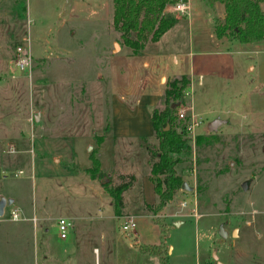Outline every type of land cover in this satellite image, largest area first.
<instances>
[{
    "label": "rangeland",
    "instance_id": "rangeland-1",
    "mask_svg": "<svg viewBox=\"0 0 264 264\" xmlns=\"http://www.w3.org/2000/svg\"><path fill=\"white\" fill-rule=\"evenodd\" d=\"M190 2L199 19V8L212 14L204 0ZM113 14L114 0H0V199L15 201L0 217V264H160L158 256L140 249L161 243L158 221L168 235L170 264H264V112L253 114L249 101V93L259 89V61L249 51L264 41L224 44L239 51L238 92L216 83L203 87L190 127L195 120L201 124L189 129L190 140L175 155L193 190L181 189L155 213L145 206L159 202L147 153V145L157 142L154 134L132 145L113 144L103 134L113 117L133 119L114 115L124 104L139 109L136 120L143 133L153 132V110L147 104L138 107V101L157 92L149 77L161 70L168 76L190 70L189 59H162L188 49V27L183 22L182 33H172L160 45L149 41L132 60L129 48L121 51ZM199 28L191 36L206 42L211 27L209 33L207 25ZM19 46L31 54L29 71L16 64ZM145 59L151 68L144 67ZM129 61L135 62L133 77ZM188 107L187 101L178 106L179 121L185 122ZM230 113L237 125L209 132L219 140L196 152L195 135L206 133L216 115ZM91 154L101 160V179L89 172ZM130 174L136 182L124 192L126 206L117 215L102 182L115 186L128 180L121 175ZM14 209L20 211L17 221ZM130 215L137 227L124 233L121 225ZM60 218L73 222L67 240L60 238Z\"/></svg>",
    "mask_w": 264,
    "mask_h": 264
},
{
    "label": "trees",
    "instance_id": "trees-1",
    "mask_svg": "<svg viewBox=\"0 0 264 264\" xmlns=\"http://www.w3.org/2000/svg\"><path fill=\"white\" fill-rule=\"evenodd\" d=\"M204 1L213 10H216V4L224 7V17H215V32L218 38L236 39L242 43L264 41V0ZM167 2L168 0H114L113 27L120 33L122 44L131 48L134 54H138L149 41H158L181 18L166 16ZM190 84L191 79L187 74L169 79L161 106L154 108L151 113L154 138L157 142L147 145V153L151 164L150 178L159 202L157 205L146 203L148 211L155 213L162 211L182 189L185 182L183 174L177 168L181 160L175 155L182 152L190 140L187 133L192 117L188 115L185 122L183 119L179 121L178 107L173 105L186 103ZM218 140L219 136L216 133L195 135L196 152L202 153L213 148ZM91 160L89 172L92 179H101V160L93 154ZM121 178L128 180L115 186H108L102 182V186L113 199L114 212L117 215H123L126 206L124 192L132 188L136 182L134 174L121 175ZM198 179V189L201 191L204 188L202 177ZM157 223L161 228V243L140 249L158 256L160 264H170L169 257L165 255L167 253L165 241L168 235L165 226L159 221Z\"/></svg>",
    "mask_w": 264,
    "mask_h": 264
},
{
    "label": "crops",
    "instance_id": "crops-1",
    "mask_svg": "<svg viewBox=\"0 0 264 264\" xmlns=\"http://www.w3.org/2000/svg\"><path fill=\"white\" fill-rule=\"evenodd\" d=\"M190 9L188 13L179 18V21L175 24L174 27H172L169 31H167L158 41H153L160 43L162 40L166 39L174 33L176 36H178L177 33H182L183 28L185 27L183 22H186L189 32V40H188V49L183 52H175L173 51V54H168L169 56H164L162 59L166 61L170 56H174L176 62L178 63L181 58L182 61L189 59L190 60V70L186 73H182V71H178L177 74H174L173 76H168L167 72L165 70H161V73L157 77H149L150 81L154 83L155 90L157 91L155 95L152 97L146 96L144 99L138 101V107H141L143 104L150 105L152 110L154 109V106L156 104L161 105V99L166 87L165 80L169 77H180L183 74H187L190 76L191 84L189 87V90L187 94L188 98L186 99L187 103L189 104V115L193 118H196L197 110L200 108L201 103V96L202 93H200L203 89V87L206 84H220L222 87H228L231 88L233 92H238V85H239V79H238V68H239V60L236 58V52H232L230 47L228 49H225L223 46L224 44L228 42L238 41L236 39H229V38H218L215 32V17L218 16L220 18H223L225 15L224 7L220 4H216V10H213L209 7V9L212 11V14L209 16L206 12H203L198 9L199 13L202 16V19H199V17L196 16V13H194L193 10V4L190 2ZM205 15V16H204ZM185 24V25H186ZM206 26L207 25V33L208 32V26L211 27L212 36L209 34L207 41L204 42V40L199 36H191V32L195 29L196 32L201 31L200 26ZM175 38V37H174ZM207 44V45H206ZM249 44V43H248ZM160 45V44H158ZM256 47L252 48L249 52H252V54H255V57L258 59V73H257V81H258V87L259 89L256 91H252L249 93V101L251 104L252 113H263L264 112V50L263 45H255ZM147 46H145L143 50H145ZM121 51L124 49H127L129 47L122 46ZM129 48V55L132 57H135L132 49ZM163 49V48H162ZM165 50V49H163ZM167 50V49H166ZM171 51V50H170ZM166 52V51H163ZM109 54H114L113 50ZM120 54V53H119ZM139 54V53H138ZM161 56V53L155 54V56ZM136 59L132 58V60ZM131 60V59H130ZM154 61V60H152ZM176 63V64H177ZM188 63V62H187ZM134 61H129V68L131 69V76H134ZM143 65L146 69L151 68V61L150 59H145L143 62ZM251 69H256V66H250ZM124 70V67L122 68ZM181 70V69H180ZM230 86V87H229ZM150 101V102H149ZM159 107V106H156ZM119 108V109H118ZM134 109V108H133ZM184 109V108H182ZM138 108H135L133 111L130 110L127 105L124 104V106L115 107V113L114 115H117V112L120 114L126 113L129 117L133 119L129 120H117L114 119L110 124H106L105 129L108 130L104 136H110V138H113V144H133V142H136V139L142 140V137H148L154 134V131L150 134H145L142 132L143 126L140 124L139 121L136 120V114L139 112ZM218 111L214 110L212 113H216ZM236 114L230 113V116L228 118H222L221 116L214 117L208 124H207V134L210 132V127L212 122L218 121L217 128L219 126H225V127H233L237 125V120L235 117ZM126 118V117H125ZM135 118V119H134ZM152 123V121H151ZM201 124V121H200ZM240 125V124H239ZM202 126V125H201ZM153 128V126H152ZM217 130V129H216ZM197 135V134H196ZM103 136V137H104ZM97 138V137H96ZM95 138V139H96ZM105 141V139H104ZM143 141V140H142ZM116 142V143H115ZM153 183V182H152ZM154 185V184H153ZM15 201H13L14 203ZM22 210V208H20ZM24 211V209H23ZM25 212V211H24ZM128 213V212H127ZM132 216V215H130ZM31 219V218H28ZM38 218H34V220H37ZM17 221V220H14ZM35 221V222H36ZM36 224V223H35ZM34 224L35 228L36 225ZM37 227H39L37 223ZM61 238V236H60ZM65 238L64 240H67ZM63 239V238H62ZM161 241L158 240V242Z\"/></svg>",
    "mask_w": 264,
    "mask_h": 264
},
{
    "label": "built area",
    "instance_id": "built-area-1",
    "mask_svg": "<svg viewBox=\"0 0 264 264\" xmlns=\"http://www.w3.org/2000/svg\"><path fill=\"white\" fill-rule=\"evenodd\" d=\"M190 9V3L189 0H168L167 5L165 7V14L167 12L171 13L175 17H183L185 16ZM16 64L19 66V68L23 71H29L31 69L32 65V58L31 54L28 51L26 46H19L16 50ZM183 113H185V109L182 110ZM195 119H193L194 121ZM199 123L196 120L194 121L193 125L191 127L189 126V129L193 131L194 126ZM183 206H186V202H183ZM12 219L13 220H19L20 219V211L18 209H14L12 211ZM59 231L61 238L65 239L67 238L69 232L73 228V222L72 220L68 218H60L58 221ZM137 227V222L132 216H128L125 218L123 224L121 225L122 231L124 233L133 232Z\"/></svg>",
    "mask_w": 264,
    "mask_h": 264
},
{
    "label": "water",
    "instance_id": "water-1",
    "mask_svg": "<svg viewBox=\"0 0 264 264\" xmlns=\"http://www.w3.org/2000/svg\"><path fill=\"white\" fill-rule=\"evenodd\" d=\"M117 46H119L118 43H116ZM180 105V103H177V104H174L173 107H178ZM36 120H38V117H36ZM219 122L218 121H214L212 122L211 124V127H210V132H213L214 130L217 129V124ZM243 188L246 189L247 188V184H244L243 185ZM183 190H186V191H192L193 190V187L189 186V184L187 182H184L183 183V187H182ZM13 203V199H7L5 197H2L0 199V217H3L4 214H5V208L8 204H12ZM220 233L226 237L227 236V232L222 228Z\"/></svg>",
    "mask_w": 264,
    "mask_h": 264
}]
</instances>
